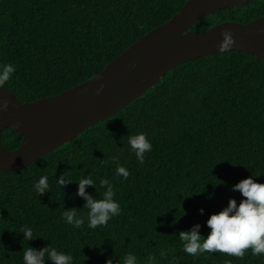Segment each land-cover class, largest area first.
Segmentation results:
<instances>
[{"label": "trees", "instance_id": "16d2710c", "mask_svg": "<svg viewBox=\"0 0 264 264\" xmlns=\"http://www.w3.org/2000/svg\"><path fill=\"white\" fill-rule=\"evenodd\" d=\"M186 2L0 0V63L16 68L4 87L23 102L74 87ZM261 16L264 0H253L210 14L192 29ZM2 132L5 148L20 146L17 130ZM139 132L152 144L143 164L127 146L128 136ZM114 155L129 170L127 180L115 175ZM42 175L50 188L40 196L33 184ZM62 175L72 181L63 188L56 182ZM89 175L95 186L86 192L102 198L100 180L108 179L121 207L120 215L96 229L88 227L86 201L77 195L79 179ZM249 176L264 183V59L232 50L184 62L111 118L43 158L23 169L0 170V264H23L28 246H52L71 254L73 264H121L128 253L137 264H148L149 255L155 264H264V255L251 250L243 258L219 252L193 257L179 240L181 231L196 224L206 237L207 220L230 199H243L232 188ZM72 209L84 218L81 228L63 218ZM25 225L33 229L29 241L17 234Z\"/></svg>", "mask_w": 264, "mask_h": 264}, {"label": "water", "instance_id": "95a60500", "mask_svg": "<svg viewBox=\"0 0 264 264\" xmlns=\"http://www.w3.org/2000/svg\"><path fill=\"white\" fill-rule=\"evenodd\" d=\"M250 1L187 0L181 11L133 43L102 71L61 93L23 102L10 89H0V170L27 167L111 118L170 70L221 52L225 31L232 33L235 43L223 52L239 50L264 59V16L248 23L225 21L203 31L192 29L210 14ZM8 127L22 135L20 146L13 150L2 142V129Z\"/></svg>", "mask_w": 264, "mask_h": 264}, {"label": "clouds", "instance_id": "9594fccd", "mask_svg": "<svg viewBox=\"0 0 264 264\" xmlns=\"http://www.w3.org/2000/svg\"><path fill=\"white\" fill-rule=\"evenodd\" d=\"M222 35L224 39L220 45L221 52L229 49L235 43L230 31H225ZM15 71L16 68L13 64L0 63V89L11 80ZM3 106L7 109V101ZM127 146L140 164L144 163L145 153L152 150V144L143 132L129 135ZM111 160L116 165L115 175L127 180L130 172L120 164V157L114 155ZM56 182L63 188L72 181L62 175ZM88 186H95L92 175L86 178L82 176L79 179L77 192V195L86 201L84 208L88 210V227L96 229L99 226H107L113 217L121 213L120 204L114 199V184L108 179H101L100 186L105 190L102 193V198L99 199L93 198L86 192ZM33 188L40 196L48 192L50 188L48 177L40 176L38 181L34 182ZM232 190L238 191L243 199L239 203L234 198L230 199L223 210L210 216L206 223L211 231L206 237L200 233V224H196L189 231L179 233V240L182 242L183 251L186 254L195 257L205 253L219 252L243 258L245 253L251 250L254 256L264 255V183L257 182L253 176H249L235 184ZM213 196L214 192L209 193L206 198L212 199ZM200 212L203 214L204 209L201 208ZM63 218L67 224L74 228H81L84 224V218L78 216L76 209L64 210ZM19 233L24 234L23 241H29L34 236L33 229L27 225L22 226L17 234ZM160 255L165 256L166 251H161ZM46 260H51L53 264H73L71 254L58 251L52 246L23 248V264H46ZM147 260L148 264H155L154 256L149 255ZM107 264H112V260L109 259ZM121 264H137V257L128 253L122 258Z\"/></svg>", "mask_w": 264, "mask_h": 264}]
</instances>
